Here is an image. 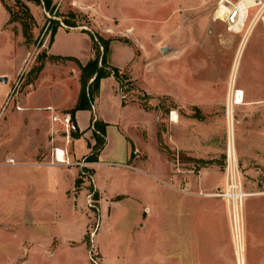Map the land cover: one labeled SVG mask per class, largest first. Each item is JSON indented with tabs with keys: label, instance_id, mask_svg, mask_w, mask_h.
Here are the masks:
<instances>
[{
	"label": "rangeland",
	"instance_id": "1",
	"mask_svg": "<svg viewBox=\"0 0 264 264\" xmlns=\"http://www.w3.org/2000/svg\"><path fill=\"white\" fill-rule=\"evenodd\" d=\"M219 1L52 0V11L24 1L33 16L27 42L20 23L8 21L6 7L17 10L16 1L0 0V77H6L0 81V92L21 101L36 90L37 100L49 99L60 106L49 105L57 111H70L80 92L75 58L83 64L94 57L92 37L95 42L108 41V64L121 66L117 68L125 78L117 80L120 100L146 113L135 107L118 109L110 98L111 81H102L99 105L113 123L100 158L113 164L96 167L104 197L93 186L96 162L86 159L94 144L91 124L86 132L71 135H82L88 146L86 151L83 138L73 142L77 159H70L73 164L68 166L77 169V186L87 189L85 239L90 245L96 233L95 245L109 261L237 264L230 231L228 236L227 205L204 195L223 188L230 144L242 188L255 194L243 200V264H264V0H252L244 25L231 30L226 25L228 4ZM57 25L50 41V29ZM162 47L168 51L162 53ZM51 55L59 58L51 60ZM237 90L243 93L239 102ZM77 117V126L86 127L88 110ZM204 166L210 191L191 183ZM182 195L210 201L212 242L208 217L183 216L175 222V199L182 203L188 198ZM146 215L150 219L142 223ZM68 225L75 230V224ZM177 244L180 251L175 252ZM88 254L92 264H104L91 245Z\"/></svg>",
	"mask_w": 264,
	"mask_h": 264
},
{
	"label": "crops",
	"instance_id": "2",
	"mask_svg": "<svg viewBox=\"0 0 264 264\" xmlns=\"http://www.w3.org/2000/svg\"><path fill=\"white\" fill-rule=\"evenodd\" d=\"M132 75L133 79L137 80V77ZM105 80L111 81L110 98L113 103H117L118 109L135 107L146 114L138 106L124 104L120 100L117 80L113 76L101 79L100 87ZM34 91L21 101L10 98L8 102L4 90L0 92V264H92L88 254L89 246L96 248L100 254L101 252L98 245H95L96 233H93L90 245L85 239L89 221V216L84 210L87 189L76 185L78 174L76 168L52 162L54 147L65 150L69 160L77 159L72 144L85 138L82 135L78 138L73 137L70 138L69 143H66L63 135L53 134L50 111L45 110V107L53 106L54 103L49 99L37 100L33 97ZM16 106H20V109H16ZM92 107L94 118L107 124L106 142L99 153L93 175V186L104 197L103 189L96 178V167L102 163L113 164L100 160L108 146L107 129L113 123L108 121L103 107L99 105V95ZM79 111L82 110L75 112L77 123ZM91 117L90 109L86 127L78 125L81 132H86ZM128 139L136 145L132 139L129 137ZM85 145L88 151L86 140ZM11 159L14 163L10 162ZM134 169L140 170L138 167ZM208 179V168L204 166L198 170L197 175L191 177V183L199 189L210 191ZM182 196L188 198L182 203L175 199V222L176 218L183 216H188L192 220L196 217L198 219L208 217L207 227L212 242L210 201L196 195ZM148 219H150L148 215L141 217V222H147ZM69 221L75 224L74 231L69 230ZM214 235H216L215 230ZM252 249L253 247H249L250 252L255 251V248ZM209 250L212 251V246ZM178 251L180 248L177 244L175 252ZM245 252H249L247 248ZM248 256L246 254L245 263L248 261ZM117 257L119 259L122 256ZM101 258L104 264H118L109 261L110 258L106 255L101 254Z\"/></svg>",
	"mask_w": 264,
	"mask_h": 264
},
{
	"label": "built area",
	"instance_id": "3",
	"mask_svg": "<svg viewBox=\"0 0 264 264\" xmlns=\"http://www.w3.org/2000/svg\"><path fill=\"white\" fill-rule=\"evenodd\" d=\"M242 1L244 0H238L236 2L231 0L219 1V4H228L226 25L229 30L237 29L239 26H243L249 9L252 8L250 6L247 7V4L242 3ZM10 98L11 96H7L6 102H8ZM16 109H20V106H16ZM91 109L94 111L93 107H91ZM45 110L50 111V119L53 123L52 133H59L60 135H63L66 143H68L71 135L79 130L74 114H72L70 111H57L52 106L45 107ZM226 113L228 114V108ZM94 120L95 118L90 122L92 129ZM53 152L54 161L52 162H57L66 166L73 164V162L66 156L65 150L54 147ZM10 162L14 163L12 159ZM223 170V188L217 192L207 193L204 195L218 197L226 203L231 242L236 253V258H238L239 253H244L243 200L249 193L245 192L242 188V181L240 178V170L238 168L236 154H234V152L230 153L228 149L226 151ZM181 190L184 192H189L188 188Z\"/></svg>",
	"mask_w": 264,
	"mask_h": 264
},
{
	"label": "trees",
	"instance_id": "4",
	"mask_svg": "<svg viewBox=\"0 0 264 264\" xmlns=\"http://www.w3.org/2000/svg\"><path fill=\"white\" fill-rule=\"evenodd\" d=\"M18 7L17 10L6 7L9 13V22H19L21 25L22 36L25 41L29 42L32 38L31 28L33 16L29 10V7L24 1H31L41 4L46 11H52L54 7L52 5V0H15ZM68 26H75L74 22H66ZM58 26H52L50 29V41L53 40ZM91 36V35H90ZM92 48L96 50L93 58L89 59L85 64H81L76 58V62L80 68V92L76 99L75 105L71 108L70 112L74 114L78 110H90L93 101L99 93L100 81L103 78L113 76L116 80L121 81V78H125L117 67L111 66L107 62V53L109 50V42L100 40L95 42L93 38ZM99 47H102V51L99 53ZM59 57L56 55H51L49 59L55 60ZM43 63L39 66L38 71H41ZM106 123L101 120L95 119L93 122L92 136L94 139V144H90L91 152L86 156V159L92 162L98 161V156L103 149L106 142ZM73 137L78 138L80 134H74ZM79 178L76 180V185H78Z\"/></svg>",
	"mask_w": 264,
	"mask_h": 264
},
{
	"label": "bare ground",
	"instance_id": "5",
	"mask_svg": "<svg viewBox=\"0 0 264 264\" xmlns=\"http://www.w3.org/2000/svg\"><path fill=\"white\" fill-rule=\"evenodd\" d=\"M244 2H245V0L242 1V3H244ZM244 4H247V7H248V6H250V7L253 6V2H252V0H250L249 3H244ZM235 97H236V101H235V102H239V101H241V99H242V97H243V93H242V91H241V90H237V91H236V95H235ZM171 119H172L173 121H175V119H176V113H175V112H172V113H171ZM69 142H70V140H69ZM227 149L229 150L230 153L234 152V154H235L234 146H232V145L229 144V145L227 146ZM248 195H252V194H247V196H248ZM236 261H237V264H243V263H244V253H239V256H238V258H237Z\"/></svg>",
	"mask_w": 264,
	"mask_h": 264
},
{
	"label": "water",
	"instance_id": "6",
	"mask_svg": "<svg viewBox=\"0 0 264 264\" xmlns=\"http://www.w3.org/2000/svg\"><path fill=\"white\" fill-rule=\"evenodd\" d=\"M167 51H168V49L166 47H162L161 48V52L162 53H165ZM5 80H6V77L5 76L0 77V81L5 82Z\"/></svg>",
	"mask_w": 264,
	"mask_h": 264
}]
</instances>
